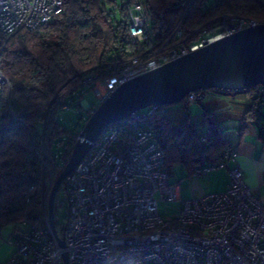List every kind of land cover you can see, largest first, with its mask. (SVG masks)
<instances>
[{
	"label": "built area",
	"instance_id": "1",
	"mask_svg": "<svg viewBox=\"0 0 264 264\" xmlns=\"http://www.w3.org/2000/svg\"><path fill=\"white\" fill-rule=\"evenodd\" d=\"M122 1L130 48L104 78L91 85L97 105L125 81L184 56L204 42L259 24L256 19L228 15L212 28L192 30L187 36L196 33V40L188 42L183 23L190 0H185L165 33L152 28L151 16L141 2ZM216 2L212 0L213 5ZM63 3L0 0V32L9 35L21 28L35 29L60 13ZM6 86L8 80L0 70V111ZM199 97L195 91L184 99ZM83 100L84 109L92 106L84 100L86 108ZM66 109L61 104V111L49 117L55 120ZM143 110L108 125L66 177L65 200L54 201L55 206L63 203L67 208L64 221L58 223L63 248L46 213L56 168L48 164L44 152L42 223L11 228L8 239L15 251L5 264H63V252L68 264H264V198L245 183L237 167H229L225 190L182 198L180 181L172 179L166 169L163 149L149 120L151 112ZM233 157L228 146L217 163L192 172L201 176L227 166ZM160 201L178 203L173 219L159 213Z\"/></svg>",
	"mask_w": 264,
	"mask_h": 264
},
{
	"label": "trees",
	"instance_id": "2",
	"mask_svg": "<svg viewBox=\"0 0 264 264\" xmlns=\"http://www.w3.org/2000/svg\"><path fill=\"white\" fill-rule=\"evenodd\" d=\"M63 6L50 21L35 29L21 28L9 35L0 32V70L8 80L3 90L0 111V223L10 228L23 223H42L40 205L43 155L48 163L61 169L67 162L79 130L68 133L62 125L66 110H80L81 101L91 85L106 75L130 48L127 13L122 0H63ZM141 2L151 16L152 28L165 33L173 26L185 0H125ZM228 15L252 18L264 23L262 0H190L183 23L186 41L196 40L194 29H208ZM224 94L244 93L250 99L239 131L254 125L264 139V85L244 90L208 89ZM95 101V100H94ZM185 104L187 100H182ZM57 113L53 120L49 113ZM94 104V105H93ZM96 102L86 110H94ZM165 106V105H164ZM164 106L146 108L151 112V127L163 149L166 169L181 161L189 170L209 167L222 158L228 139L208 112L203 113L199 132L192 123L174 131ZM139 111L137 114L141 113ZM12 113L14 117H10ZM79 119L85 122L82 114ZM41 125V131L38 126ZM132 126V125H131ZM67 135V136H66ZM64 148L56 154L52 148ZM51 160V161H50ZM60 173V172H59ZM56 178V176H55ZM65 181L60 186L64 188ZM59 188V189H60ZM56 200V196H55ZM54 200V201H55ZM54 222L59 236L62 231ZM48 215V208H46Z\"/></svg>",
	"mask_w": 264,
	"mask_h": 264
},
{
	"label": "water",
	"instance_id": "3",
	"mask_svg": "<svg viewBox=\"0 0 264 264\" xmlns=\"http://www.w3.org/2000/svg\"><path fill=\"white\" fill-rule=\"evenodd\" d=\"M258 85H264V23L204 42L188 54L119 85L85 120L49 192L48 220L59 247H64V240L54 222L56 193L108 125L148 107L178 103L190 92L244 90ZM62 261L68 264L65 252Z\"/></svg>",
	"mask_w": 264,
	"mask_h": 264
},
{
	"label": "crops",
	"instance_id": "4",
	"mask_svg": "<svg viewBox=\"0 0 264 264\" xmlns=\"http://www.w3.org/2000/svg\"><path fill=\"white\" fill-rule=\"evenodd\" d=\"M203 101L205 107L201 108V113L208 112L209 117L219 125L234 154V157L228 160L227 166L208 170L201 175L202 177L208 175L207 182L213 188L211 192L225 190L229 183V167H237L245 183L264 198V139L259 137L255 126L251 124L244 132L239 131V125L250 104V99L244 93L224 94L209 90L202 94L198 102ZM200 116L203 119V115ZM9 229L11 230L10 226ZM5 243L0 233V264H5L15 251L8 243Z\"/></svg>",
	"mask_w": 264,
	"mask_h": 264
},
{
	"label": "rangeland",
	"instance_id": "5",
	"mask_svg": "<svg viewBox=\"0 0 264 264\" xmlns=\"http://www.w3.org/2000/svg\"><path fill=\"white\" fill-rule=\"evenodd\" d=\"M202 91L203 90H201V92ZM84 100L90 104L95 103L92 91H88L86 93V95L84 96ZM84 100L82 104L86 107V103ZM202 107H205L204 101L200 103L197 100H193L187 102L186 104L183 101H180L178 103L165 105L163 109V113L165 114V116H167L170 119L174 131L180 132L184 128L185 124L189 122L195 125L196 129L199 132H202L205 131V127L202 124H200V122H202V118L200 115L201 114L203 115V113H201L200 111L202 110L201 109ZM86 110H88V108ZM86 110L84 108H81L80 110H75L73 108H70L65 111L64 113L65 119L62 121V125L68 133H72L76 130L81 129L84 122L79 119V114H82L85 118H87L89 114ZM41 128H42L41 125H39L38 130L41 131L42 130ZM63 148H64L63 144H60L57 147H53L52 153L56 154L58 151L62 150ZM192 171L193 169L189 170L188 167L181 161L180 162L177 161L172 164L171 178L180 181V191L182 198L202 196L210 193L213 189L212 185L208 184L207 182L208 175L202 177L200 175L194 174ZM55 172L57 177L60 170L55 169ZM56 199L62 202L65 200L64 188L58 189L56 193ZM177 207H178V203L176 202L160 201L158 203L159 213L168 220H171L176 216ZM66 213H67L66 205L62 203L60 207L56 208V223H62L64 221ZM9 231H10L9 226L3 225L1 227L0 233L3 235L4 241L8 243L13 250H15L14 246L9 243V239H8L10 233ZM5 234H7L8 236Z\"/></svg>",
	"mask_w": 264,
	"mask_h": 264
},
{
	"label": "bare ground",
	"instance_id": "6",
	"mask_svg": "<svg viewBox=\"0 0 264 264\" xmlns=\"http://www.w3.org/2000/svg\"><path fill=\"white\" fill-rule=\"evenodd\" d=\"M55 200V199H54Z\"/></svg>",
	"mask_w": 264,
	"mask_h": 264
}]
</instances>
